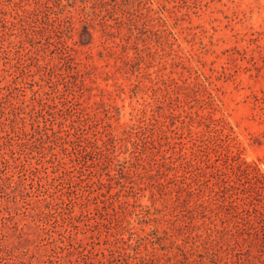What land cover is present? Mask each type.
<instances>
[{
	"label": "rangeland",
	"instance_id": "374dc122",
	"mask_svg": "<svg viewBox=\"0 0 264 264\" xmlns=\"http://www.w3.org/2000/svg\"><path fill=\"white\" fill-rule=\"evenodd\" d=\"M0 264H264V0H0Z\"/></svg>",
	"mask_w": 264,
	"mask_h": 264
}]
</instances>
